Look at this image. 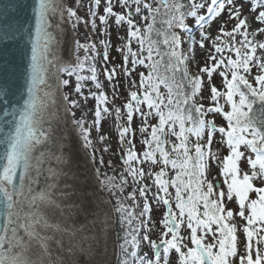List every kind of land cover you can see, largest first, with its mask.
Returning a JSON list of instances; mask_svg holds the SVG:
<instances>
[{"label":"snow or ice","instance_id":"snow-or-ice-1","mask_svg":"<svg viewBox=\"0 0 264 264\" xmlns=\"http://www.w3.org/2000/svg\"><path fill=\"white\" fill-rule=\"evenodd\" d=\"M0 264H264V0H0Z\"/></svg>","mask_w":264,"mask_h":264},{"label":"water","instance_id":"water-1","mask_svg":"<svg viewBox=\"0 0 264 264\" xmlns=\"http://www.w3.org/2000/svg\"><path fill=\"white\" fill-rule=\"evenodd\" d=\"M30 14L29 13H26V12H21L20 13V18L22 19V20H26L27 18H28V16H29ZM69 25H65V29H66V37L68 38V35L70 34L69 33Z\"/></svg>","mask_w":264,"mask_h":264},{"label":"rangeland","instance_id":"rangeland-1","mask_svg":"<svg viewBox=\"0 0 264 264\" xmlns=\"http://www.w3.org/2000/svg\"><path fill=\"white\" fill-rule=\"evenodd\" d=\"M81 14H82V13H81ZM69 26H70V32H73L70 24H69ZM85 31H86V30H85L83 27H81V29H80V33H81L80 38H81V39H83V33H84ZM73 35H74V33H73ZM77 115H79V113H77ZM105 127L107 128L108 125L106 124ZM113 143H114V142H113ZM108 158H109V157L106 155V156H105V159L107 160Z\"/></svg>","mask_w":264,"mask_h":264},{"label":"bare ground","instance_id":"bare-ground-1","mask_svg":"<svg viewBox=\"0 0 264 264\" xmlns=\"http://www.w3.org/2000/svg\"><path fill=\"white\" fill-rule=\"evenodd\" d=\"M70 27V26H69ZM69 35H68V38L71 39L73 37V32H70V28H69Z\"/></svg>","mask_w":264,"mask_h":264}]
</instances>
